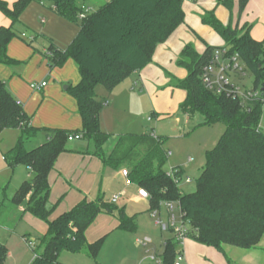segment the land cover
Returning <instances> with one entry per match:
<instances>
[{"label": "trees", "instance_id": "16d2710c", "mask_svg": "<svg viewBox=\"0 0 264 264\" xmlns=\"http://www.w3.org/2000/svg\"><path fill=\"white\" fill-rule=\"evenodd\" d=\"M87 0H17L12 6L0 0V13L9 20V27H0V65L16 66L9 59L7 49L17 37L14 27L31 4H50L49 9L58 17L78 28L76 37L65 48L50 43L46 59L49 69H60L72 60L79 74V82L67 92L77 104L81 129L76 131L45 130L47 140L27 151L25 143L34 139L38 129L23 106L10 94L0 80V136L7 130H18L20 137L7 153L8 165L25 166L30 179L23 182L10 202L14 207L24 205V212L46 225V233L32 250L35 257L30 264H61V255L84 254L97 261L105 237L88 243L87 230L98 215H112L117 211V229L133 232V217L103 197L86 199L69 212L52 219L55 206L50 205L49 176L68 137L79 134L81 140L94 146L93 157L100 160L104 169L127 171V180L148 194L150 211L166 204H176L182 222L189 228V237L197 243L221 250L222 246L254 249L264 236V40L257 42L250 36V27L240 30L224 27L212 15L203 19L225 42L227 56L237 54L244 65L246 77L253 80L251 89L258 92L255 99L241 102L224 95H215L205 89L201 76L216 50L207 48L198 55L191 47L180 53L177 65L187 75L173 80L172 85L185 93L180 105L181 113L193 116L198 113L204 126L222 123L225 131L217 145L206 153L205 165L196 180V189L181 193L179 186L164 171L167 153L164 138L152 132L126 134L117 137L110 153L103 147L111 138L100 127V114L104 103L97 99V87L108 93L133 74L152 62L156 48L165 43L183 24L182 9L185 0H110L95 12L83 13ZM231 10L234 0H215ZM248 0H238L240 13ZM175 177L181 178L178 168ZM160 255V264H175L178 245L172 232ZM41 249V252L38 250ZM8 250L0 244V264H4Z\"/></svg>", "mask_w": 264, "mask_h": 264}, {"label": "rangeland", "instance_id": "374dc122", "mask_svg": "<svg viewBox=\"0 0 264 264\" xmlns=\"http://www.w3.org/2000/svg\"><path fill=\"white\" fill-rule=\"evenodd\" d=\"M107 1L109 0H87L85 6L91 12H95ZM47 8H49L48 2H45V8L37 4H31L22 17L21 23L14 27L17 37L10 42L7 56L9 59L17 61L18 64L15 67L10 66L7 68L0 65V76L5 77V80H0L6 82V88L9 90V81L18 79V77L20 79L22 70L28 67L31 69L32 82L30 83H40L41 79L44 78L45 83L49 86H57L56 89L59 92L57 94H62L73 100L65 90V88L74 87L78 79L73 61L68 60L61 69L51 70L48 68L46 53L49 50L50 43L62 49L66 48L72 39L76 37L78 28L53 15ZM252 83L251 77H245L238 84L242 88L250 89ZM97 88L102 92L105 91L101 86ZM33 99L30 101L29 107L34 105ZM58 100L57 95L56 98L48 97V102L42 107L41 113L35 120L39 125L35 126L33 124L34 128L39 131L34 139L25 143L27 151L37 148L41 142L47 140L45 130H77L73 128L76 125V116H71L68 120L57 113L54 105L58 104ZM37 107L30 115L32 122L35 119ZM147 117H150V114ZM176 118L177 116L170 117L161 123L152 121L150 124L146 123L144 128L145 132L153 130L164 138L163 148L168 154L164 171L170 173L175 168L181 170L182 176L178 186L181 193L189 194L196 189V180L205 165L206 153L217 145L225 131V126L222 123H216L210 127L204 126L203 119L198 113H195L192 117L179 116V122L176 121ZM144 119L146 120V118ZM261 128L264 130L263 121H261ZM19 137L18 130H7L0 139V202L9 200L27 176L25 166L17 165L11 168L8 165V160H5L7 153L16 145ZM110 137L103 147L105 155H108L114 140L112 136ZM65 148L69 152L59 155L55 164L56 173L50 176L52 191L49 203L56 207L52 219L69 212L82 199L94 201L100 193L101 197L108 203L112 197L116 196L119 201L114 207L117 210L123 209L126 216L133 217L135 220L136 229L133 232H128V235L134 239V235L137 234L141 241L150 238L155 239V241L161 243L158 249L161 255L166 240L170 238V233L162 231L157 225L159 221L162 224L168 223L164 206H161L158 209L159 211L156 210V215L153 217L152 213L148 212L146 205L137 200L138 191L133 188V184L122 179L119 171L102 169L100 160L93 157L94 146L92 142L76 140L66 143ZM85 153H89L90 156ZM91 160L95 165H89ZM87 166L88 170H86ZM186 178H189L190 183H185ZM23 209L24 205L21 207V211ZM11 210L3 209V220L6 221L5 224L0 225V244L8 250V258L4 264H30L34 253L27 241L37 240V238L44 236L46 225L28 213ZM174 214L177 223L180 217L177 207ZM117 215V211L112 215H98L94 225L87 231V239L90 243L105 237L100 252L105 264H125L127 262L126 257L123 260L119 259L115 251L118 248L116 242L109 236L110 229L117 225ZM24 235L28 237V240L21 238ZM142 248L144 247L142 246ZM132 250L134 249L130 251L133 252ZM118 251L120 250L118 249ZM38 252H41V249ZM127 255L132 257V253H127ZM159 262L158 259L157 263ZM60 263L103 264L99 259L93 261L84 254L73 255L68 253L61 256Z\"/></svg>", "mask_w": 264, "mask_h": 264}, {"label": "crops", "instance_id": "0c3cea01", "mask_svg": "<svg viewBox=\"0 0 264 264\" xmlns=\"http://www.w3.org/2000/svg\"><path fill=\"white\" fill-rule=\"evenodd\" d=\"M3 1H5L9 6H12L17 0ZM37 5L45 8V3L43 5ZM182 9L184 13L183 24L174 31L165 43L156 48L152 62L149 65L137 74L131 75L110 93L106 90L102 92V90H99L98 88L96 89L97 99L105 104L100 114L101 130L112 136L114 139L111 144L110 151L114 147L117 137L121 135H140L152 132L155 136L163 138L153 130L145 132L144 125L146 123L150 124L152 121L161 123L166 119L175 116H177L176 121L179 122V116L191 117L181 113L179 110L180 105L185 99V93L177 88H174L172 85L173 80H183L187 75L186 71L177 65L180 53L187 46L191 47L198 55H203L207 48L222 49L225 47L223 39L208 24L203 22L204 18L212 15L221 25L224 27H231L232 29L236 28L240 30L243 26H248L250 27V36L253 40L257 42L264 40V0H248L241 13L239 11L238 0H234L231 10L226 9L215 0H185L183 2ZM47 10L55 15L49 8H47ZM9 26V20L0 13V27ZM30 71L31 69L27 67L22 70L20 79L18 77V79L9 81L8 91L15 99H17V102L23 106L24 112L31 119V125L33 127L39 125L35 120L41 113L42 107L48 102V97L52 96L53 98H56L57 95L59 98L57 101L58 104L54 105L57 113L62 118L66 117L68 120L71 116H76V125L73 126V128L80 130L82 123L77 112V104L75 100L73 98V100H70L62 94H57V86H49L48 84L41 93H34L30 89V82H32ZM0 79L5 80V77L0 76ZM79 79L80 77L78 74V79L75 85L78 84ZM3 82L6 84L5 81ZM41 82L46 81L42 78ZM67 89L65 90L67 91ZM32 99L34 105L29 107V103ZM36 107L37 110L35 111V119L32 122V117H30V115L34 112ZM149 114L150 117H147ZM140 118H142L141 121ZM144 118H146V120ZM2 135L0 136V139H2ZM44 142H41L40 145ZM85 154L90 156L89 153ZM90 164H93L92 160L89 165ZM102 169L106 170L103 167ZM86 170H88V166ZM123 170L126 169L123 168L117 171L120 172V177L122 179L127 180V177L122 176ZM53 173H56L55 166L51 174ZM28 179H30V172L27 169V176L24 182ZM50 187L52 191L51 184ZM133 188L136 189V191L139 190L135 185H133ZM100 196L101 195L99 193L97 198ZM11 198L0 202V225L3 223L5 224L6 221L3 220V209H12L11 211L24 213V209L21 211L22 206L14 207L11 204ZM82 200H80V202ZM137 200L145 204L148 212L150 211L149 200L139 198L138 193ZM108 203H110V201ZM154 212L155 211L151 213L153 214ZM165 213L167 214L166 209ZM117 227L118 223L116 227H113L114 229H110L111 231L109 236L116 242V246L118 248H116L115 251L119 259L123 260V258L126 257L127 262L125 264H156L158 259L160 262L157 264L161 263L159 256L160 251L158 250L161 243L152 238L145 239L148 240L149 243L146 247L142 248L139 244V242L142 241L138 238L137 234L134 235L133 239V237L128 235V232L119 231ZM21 238L28 240V237L25 235ZM38 240L39 239L37 238V240L30 241H33L36 247L38 246ZM87 241L90 243L88 239ZM118 249L120 251H118ZM131 249H134L132 250L133 252L130 251ZM127 253H132V257L131 255L129 257ZM183 255L184 259L182 264H264V236L261 238L259 244L254 249L250 250L239 249L226 245L222 246L221 250H217L215 248L199 244L194 239L190 238L183 246ZM98 259L101 263L105 264L102 260V255H99Z\"/></svg>", "mask_w": 264, "mask_h": 264}, {"label": "built area", "instance_id": "2783aa9c", "mask_svg": "<svg viewBox=\"0 0 264 264\" xmlns=\"http://www.w3.org/2000/svg\"><path fill=\"white\" fill-rule=\"evenodd\" d=\"M83 13L78 16V20H82L86 14L90 13V9L83 6ZM244 65L242 64L239 56L237 54L233 56H227V51L224 49L216 50L214 56L210 63L203 68L201 81L206 90L214 93L215 95H224L226 97H230L232 99H238L241 102H245L248 100L255 99L259 96L258 92L250 89H245L239 86L238 83L242 82L245 75ZM47 87V83H31L30 89L34 93H41ZM261 128V126H259ZM68 142H73L76 140H81V136L79 134H73L68 137ZM176 171L168 172V175L174 180V182L179 185L181 178H177L174 176ZM122 176L127 177V171H122ZM185 183H190L189 178H186ZM139 198L143 200H148V194L144 190H138ZM118 197H113L110 200L111 204H116L118 202ZM166 212L168 223L162 224V222H158L157 225L165 232H172L173 237L175 238L178 245V252L175 259V264H182L184 255H183V246L189 237V228L182 222L181 214L179 217V221L176 223V217L174 214L175 208L178 206L176 204H166L164 205ZM179 210V208H178ZM180 213V210H179ZM156 215V211L152 214L154 217ZM30 244L31 250L35 249V244L32 241H27ZM149 243L148 240L139 242V244L143 247ZM35 257V255H34Z\"/></svg>", "mask_w": 264, "mask_h": 264}, {"label": "water", "instance_id": "95a60500", "mask_svg": "<svg viewBox=\"0 0 264 264\" xmlns=\"http://www.w3.org/2000/svg\"><path fill=\"white\" fill-rule=\"evenodd\" d=\"M65 89H67V88H65Z\"/></svg>", "mask_w": 264, "mask_h": 264}]
</instances>
